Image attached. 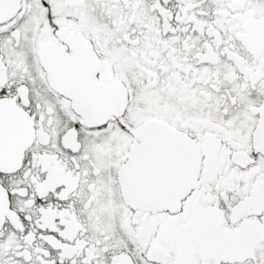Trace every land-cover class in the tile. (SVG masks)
Segmentation results:
<instances>
[{
  "label": "snow or ice",
  "instance_id": "obj_1",
  "mask_svg": "<svg viewBox=\"0 0 264 264\" xmlns=\"http://www.w3.org/2000/svg\"><path fill=\"white\" fill-rule=\"evenodd\" d=\"M0 264H264V0H0Z\"/></svg>",
  "mask_w": 264,
  "mask_h": 264
}]
</instances>
